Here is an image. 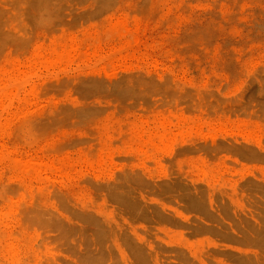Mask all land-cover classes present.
Returning <instances> with one entry per match:
<instances>
[{
    "label": "rangeland",
    "instance_id": "374dc122",
    "mask_svg": "<svg viewBox=\"0 0 264 264\" xmlns=\"http://www.w3.org/2000/svg\"><path fill=\"white\" fill-rule=\"evenodd\" d=\"M0 264H264V0H0Z\"/></svg>",
    "mask_w": 264,
    "mask_h": 264
}]
</instances>
